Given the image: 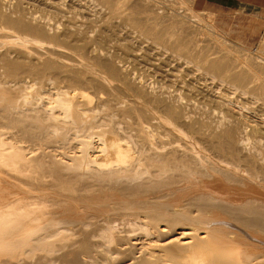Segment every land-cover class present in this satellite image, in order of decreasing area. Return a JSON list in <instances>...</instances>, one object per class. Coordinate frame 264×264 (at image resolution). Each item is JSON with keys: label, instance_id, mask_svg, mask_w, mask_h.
Wrapping results in <instances>:
<instances>
[{"label": "bare ground", "instance_id": "6f19581e", "mask_svg": "<svg viewBox=\"0 0 264 264\" xmlns=\"http://www.w3.org/2000/svg\"><path fill=\"white\" fill-rule=\"evenodd\" d=\"M121 2L0 0V264H264L263 48Z\"/></svg>", "mask_w": 264, "mask_h": 264}, {"label": "rangeland", "instance_id": "374dc122", "mask_svg": "<svg viewBox=\"0 0 264 264\" xmlns=\"http://www.w3.org/2000/svg\"><path fill=\"white\" fill-rule=\"evenodd\" d=\"M100 1L101 0H99L98 4H95V2H93L91 0H63V2L65 3V5H63V8L64 9H68V8L74 9L78 14V16L73 15L76 18L99 19L100 21L98 22V25H101V26H115V25L116 26H124V24L117 23V22H115L113 24L107 23V22H105V19L110 18V19H114V20H119L122 18V16H121L122 14L116 12L115 15H113L114 11H122V10L124 11V8H125V11L129 12V10H131L133 8L132 7H126V6L122 7L121 0H116V2L119 5L117 3H115V0H114V3L112 6L110 5V8L107 7V3H105L103 0L101 2ZM123 1L127 2L128 0H123ZM133 1H137V0H133ZM154 1H159L158 3L156 2L157 7H155L153 5L151 7L149 6L150 9L146 7L147 8V12L145 11L146 13L144 11L143 12L141 11L142 13L139 12V14L137 13L136 15L140 18L145 16L144 17L145 19H148V17H149L152 20H154L156 18L159 19L158 18L159 15H161V16H159L160 18L162 17L164 19L166 18L167 15H169L168 17H171L170 20H169V18H166L165 21H164V19L162 21L161 20L162 18H161V19H159V21L161 20L164 25H167V24L171 25L172 24L173 26H176L178 24L181 27H185V26H188L190 28H191V26H193L192 28L200 27L204 31L209 32L206 35L201 34V36H200L201 40L203 39L202 44L207 43L209 45L211 43V44H213V47L217 46V48L216 47L214 48L215 50H221L218 48H222L218 45L219 41H225V43H227V46H229L228 44L233 46L231 48H235V47L237 48L238 45H239V47L240 46L243 48L245 47L246 50H245V48L243 49L244 53H248L251 55L254 54V52L256 51L257 48H263V50H264V47H262L263 46L262 42L264 40V12H263L264 10H262L260 12H258V11L250 12V14L244 15V16H240V15L234 16L231 14V12L229 11L228 8H225V7L217 8V7H212V6L209 7L206 0H183V3H182V0H167V1L166 0H162V1L161 0H154ZM162 2H164V3H162ZM159 4H160L161 8L159 7ZM79 7H80V9H79ZM128 8H129V10H126ZM175 8H176V10L178 9V11L181 14H182V12L185 13L186 16H190L189 13H191V10L192 11L193 10L198 11L197 14L199 17H194L193 21H190V22L186 21L183 23L182 19L185 18V15H181L180 13H178V15H180V17L178 15L176 17L175 12H177V11L175 10ZM141 9H143V7H141ZM110 11H112V12H110ZM170 13H172V14H170ZM173 13L175 14V16ZM140 14H143V15H140ZM175 20H181V21L179 23H175V22H173ZM95 23L96 22H93L90 24L95 25ZM181 23H182V25H181ZM122 31L127 32L129 30H122ZM200 43H201V41H200ZM141 45L146 47L149 45V43L142 41ZM260 45H261V47H260ZM210 47H211V45H210ZM252 51H254V52H252ZM222 52H224V51H222ZM169 54H170L169 52L163 53V55H165L167 57H169ZM261 55L264 56V54H261ZM139 59L140 60H138V62H136L134 64V68H135L134 71L137 73L142 72V74L149 76L150 78L155 77L157 75V73L154 71V68H155L154 63H151V62L146 63L143 61L144 60L143 58H139ZM182 67L186 70L189 69V66L187 64H182ZM194 73H196V71L192 72V69H191V71H186L185 77L189 78V77L193 76ZM169 81H170V79H169Z\"/></svg>", "mask_w": 264, "mask_h": 264}, {"label": "crops", "instance_id": "0c3cea01", "mask_svg": "<svg viewBox=\"0 0 264 264\" xmlns=\"http://www.w3.org/2000/svg\"><path fill=\"white\" fill-rule=\"evenodd\" d=\"M206 2L209 7L228 8L234 16H244L250 12L264 10V0H206Z\"/></svg>", "mask_w": 264, "mask_h": 264}]
</instances>
